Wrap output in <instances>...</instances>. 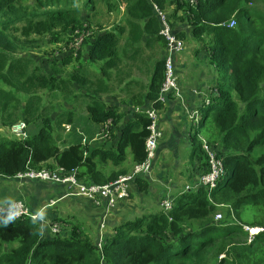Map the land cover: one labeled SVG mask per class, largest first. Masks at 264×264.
<instances>
[{"label":"trees","instance_id":"trees-1","mask_svg":"<svg viewBox=\"0 0 264 264\" xmlns=\"http://www.w3.org/2000/svg\"><path fill=\"white\" fill-rule=\"evenodd\" d=\"M153 3L167 13L178 38L189 41V34L178 27L184 23L194 40L209 44L205 48L216 69V90L197 111H203V116L191 141L195 144L208 124L211 136L205 141L223 161L225 175L211 192L199 188L177 194L167 213L161 207L122 221L101 249L81 224L59 216H51V221H64L70 227L57 235L30 218L12 220L6 226L0 223V264H264V230L249 241L243 229L264 228V0H0V129L10 130L19 121L26 123L27 131L29 126L39 127L24 140L0 132V180L14 181L17 174L30 170L63 168L75 170L82 183L106 184L128 173L127 166L110 170V165L123 164L127 148L133 164L145 159L146 115H139L142 121L137 129L136 125L126 127L119 135L115 115L95 102L87 106L92 122L108 124L114 118L108 129L111 144L92 148L70 139L65 148L55 132L69 122L67 111L64 117L60 112L57 120L52 119L53 100L46 115L39 111L46 92L52 99H63L60 107L64 101L69 103L74 91L66 81V69L71 62L82 64L86 54L89 64L102 62L104 71L110 70L117 65L120 49L141 48L143 34L149 36L150 44L162 41L167 53ZM120 5H126L125 24L106 29L104 9L119 14ZM172 5L176 8L171 12ZM84 29L90 34L84 36L79 50L69 48L76 32ZM124 32L126 40L120 48ZM48 45L52 48H45ZM42 48L48 55V70L24 55ZM164 72L165 58L156 65L151 100L158 97ZM191 157L200 162V176L209 172L202 143L193 147ZM134 182L146 192L151 181L139 176ZM17 200L31 213L37 212ZM249 210L253 219L244 222L242 214ZM219 211L225 220H215Z\"/></svg>","mask_w":264,"mask_h":264},{"label":"crops","instance_id":"crops-1","mask_svg":"<svg viewBox=\"0 0 264 264\" xmlns=\"http://www.w3.org/2000/svg\"><path fill=\"white\" fill-rule=\"evenodd\" d=\"M125 7L126 5H120L119 9L121 12L117 14V16H111L113 23L111 25L108 24L109 27H106V29H113L114 26L120 25V23H123L122 25L125 24L122 20ZM175 8L176 5H172L168 9L172 12ZM164 13L167 15L166 12ZM181 15L182 13H179V16ZM129 18L132 20V16H128V19ZM125 36L126 32L123 33V39L119 45L121 46L120 48L123 47L126 40ZM141 39V48L132 45L127 51L125 49H120L119 59L115 61L117 65L110 70L104 71V63L102 62L89 64L87 54L86 58L82 60V64L71 62L74 63V65L72 64L73 66L71 65L70 68L67 67L65 78L74 93L70 96L69 100L70 109L67 112L66 118L69 122L65 120L66 122H64V124L67 126H72L74 123L79 124V126H72L73 132L70 131V133L80 138L83 137L81 135L82 133L88 138L103 132L104 124H95L88 114L87 106L93 105L95 102L106 106L107 109L115 115L114 117L117 121L116 133L119 135L120 131L126 127L136 125L134 128L137 129V124L142 121L139 115L147 116V111L155 108L154 104L157 99L151 100L149 98V89L157 63L161 62L166 56V48L162 46V41H154L153 44L148 43L149 36H147V34H143ZM197 53L196 55L192 53L191 50L187 49L176 56L175 69L178 77L180 97L170 95L168 101L161 108H156L159 111L158 120L161 126L167 125L173 132L170 134V131L169 134L166 135V139L161 140V152L168 148H176L179 144L177 141H172L164 145V142L177 137L176 132L178 128L176 121L181 118L178 114L181 113L183 117L184 115H188V112H197L199 107L204 104L207 105L210 94L216 90V69L209 63L208 51L205 48L203 53L202 50ZM202 58H204V60ZM151 61H153V63H151ZM208 65L209 69L207 67ZM79 83L81 84L80 87H83L86 91L84 96L90 98L88 103H79V94L77 93L78 88H80L78 87ZM111 120L113 122L114 118H110L108 121ZM178 125L183 129V131H181L184 135L183 137L190 138L193 136L195 130L192 128V124L188 126V123L184 120L183 123ZM189 127L190 129L188 132ZM77 131H79V133H77ZM67 136L70 137L68 134ZM168 136H170V138L167 139ZM71 139H73V137ZM66 142V145H68V141ZM110 144L111 143L101 142L99 140L97 143L91 144L97 147H91L98 148L102 145L107 147ZM191 144H193L192 141L189 143L186 142L185 146H190ZM129 151L130 150L127 148V156L124 163L119 166L110 165V170H122L123 167L127 166V174H129L136 164H133ZM173 151L177 152L176 149ZM194 162L195 161L187 162L189 166H185L186 163L184 164L185 168H183V173L184 170H186L188 181L183 184H176L172 179H169L166 174L168 167L162 164L159 165L158 172H155V178H160L159 181L150 174L146 176L150 177L151 181L149 190L146 192L139 191L135 184L136 182H133L130 186V193H133V196H130L129 199L125 201H120L116 209L106 217V226L103 231L100 230V224L104 216L103 210L97 209L91 201L85 198L77 196L67 197L68 188L65 185H55L51 182L34 183L29 180L15 181V179L13 181L1 179V181L4 182L0 184V204L22 199L35 211L43 210L42 213L44 214L45 222L43 225L50 231L51 223H59L62 230L67 227L69 229L70 227V225L64 221H61V223L51 221V216H59V218L67 219L71 223L74 219H77V213H85L86 217L90 220V225L95 228L94 234L92 235L84 225L76 222L81 224L82 229L85 230L93 240L95 239L94 242L96 243L100 235H103L104 238H106L105 234H109L108 236H110L114 231L113 228L117 226L116 224L124 219L126 220L128 215H131L135 210L144 211V213H142L143 215L149 214L150 211L148 207L144 206V203H146L147 197L150 198V191L155 189L161 196L160 200H162V198L165 200L169 197V200L173 201L172 199L176 197L177 194L182 193L188 185H194L200 177L199 173H201V171L198 170V166L196 172H188L189 169L187 167L191 166L193 168ZM115 167H118V169ZM195 175L197 177H195ZM191 177H193L192 180ZM52 202H55V204L50 206ZM110 229L111 233L109 232Z\"/></svg>","mask_w":264,"mask_h":264},{"label":"built area","instance_id":"built-area-1","mask_svg":"<svg viewBox=\"0 0 264 264\" xmlns=\"http://www.w3.org/2000/svg\"><path fill=\"white\" fill-rule=\"evenodd\" d=\"M193 3V1H191ZM154 8L160 18L161 30L160 34L165 38L167 42V53L165 57V72L164 79L159 91L157 102L165 104L168 101L170 95H175L180 97L178 77L176 75L175 69V57L184 51V41L178 38L174 31L169 26L167 21V16L163 13L157 5ZM235 21L232 20L228 27H233ZM90 33L84 30H78L76 32L77 37L74 43L70 44L69 48L79 50L80 45L83 42V38ZM209 101H207V104ZM198 113V112H194ZM199 114V113H198ZM147 116L149 119L148 131L149 134L145 141V159L138 164H135L133 170L126 175L119 176L115 181L106 184H85L80 182L77 177L76 171L67 172L63 168H58L55 170H30L25 173H19L16 175V180H38L43 182H51L55 184L65 185L68 188L67 197L77 196L85 198L91 201L97 209H101L104 212L103 219L100 224V230H104L106 226V217H108L118 206L120 201H125L130 197V186L139 176H148L153 167L157 156L158 142L162 136L159 128L158 120V110L152 108L147 111ZM198 122V119L196 120ZM111 121L108 122V126ZM11 133L15 138L24 140L28 137L27 125L24 121H19L10 127ZM109 130L106 131V137H109ZM85 143V140H84ZM203 148L207 156V161L209 164V172L202 174L194 185H189L186 187L188 190H196L199 188H206L209 192L216 188L218 182L225 175V169L223 161L218 158L216 151L203 140ZM162 208L167 213L172 207L171 200H163ZM55 202L50 203V206L54 205ZM38 212H43L39 210ZM36 213H31L28 206L23 201H14L12 203L0 204V220L13 215V220L30 218L33 221H39L40 223H45L36 219ZM220 216V215H219ZM50 229L52 234H59L62 231V227L59 223H51ZM245 231L248 233L249 241H251L258 233L263 232L262 227H249L244 226ZM105 238L100 235V238L96 242L99 249L102 248Z\"/></svg>","mask_w":264,"mask_h":264},{"label":"rangeland","instance_id":"rangeland-1","mask_svg":"<svg viewBox=\"0 0 264 264\" xmlns=\"http://www.w3.org/2000/svg\"><path fill=\"white\" fill-rule=\"evenodd\" d=\"M100 6H99V8H100ZM102 14L104 15V18H103L104 22L106 24H110V25L113 23L111 16H117L116 12H112L111 14H109V13H107L105 11V9H104V12ZM178 27H183L182 28L183 31H186V29H187L186 32L188 34H190V35H188L190 37V39H188L189 41H185L184 40V44H185V47H184L185 49L184 50L189 49V50L192 51V53H194L196 55L198 54L197 52H200L201 50H202V53H203V51L205 49V46L209 45V44H206V42H203V41L200 42V41L194 40V38H192V32L190 31L191 28L190 27L188 28V26H186L184 23L183 24L179 23ZM209 41H210V38L207 39V42H209ZM45 48L50 49V48H52V45H48ZM45 48L34 49V50L32 49V50L28 51L27 53H24V55L25 54L29 55L36 62V64H38L39 66H41L45 70H48L47 69V66H48V62H47L48 61V55L44 52ZM85 53H86V50L84 51V54ZM202 59L204 60V58H202ZM151 63H153V61H151ZM72 64L74 65V63H71L70 65H68V67L70 68ZM204 65L206 66L205 63H204ZM207 67L209 69V65ZM65 77H66V75H65ZM85 92L86 91H85V89L83 87H80L77 90V93L79 94V103L80 104L88 103L89 100H90L89 97L84 96ZM44 98H45V99H43L44 107L39 111V113H43L44 115H46V113L48 111V107L50 106V104H48V103L51 100H53L51 102V104L54 103L53 105L56 107V109L51 115L52 119H56L57 120L60 117V116H58L60 112H62V116L64 117L66 111L68 112V110L70 109L69 103H66L65 101L63 102L62 106L60 107V103H62L61 101H63V99L61 97L59 99L58 98H55V99L53 98L52 99L50 97V94L46 92V94H44ZM199 112H200V115L198 113L194 114V112H192V113L188 112V115H184L183 117H182L181 113L178 114L179 116H181V118L176 121L177 128H178V130L176 132L177 137L164 142V145H165V143H169V142H172V141H177L179 144L177 145L176 148H168V149L164 150L163 152H161V147H162V141L161 140L162 139H166V135L169 134V132L171 130H170V128L167 125H164L162 127L161 123L159 121V128H160L162 136H161V138H160V140L158 142L157 156H156V160H155V165H154V167H153V169H152V171L150 173V175L152 177H154V178L156 177L155 172H158L160 164L168 167V171H166V174L168 175V178L172 179L174 182H176V184L177 183L183 184L184 182L188 181V178H187L188 174H186V170H184V173H183V168H185V166H189L187 162L195 161L193 168L191 166L187 167V168L189 169L188 172H192V173L196 172L197 166L199 165V161L197 160V158H192L191 157V152H192L193 147L195 145L198 146L201 143L200 139L201 140L202 139L205 140V138H207L206 136H208V137L211 136V132H207V128H208L209 125L208 124L204 125L205 130H203V133L201 135H199L200 139L198 138L199 140L197 139L195 144H191L190 146H185L186 142L189 143L191 141V137L190 138L183 137L184 135L181 132V131H183V129L178 124L183 123V121L185 120V122L188 123V126L192 124L191 125L192 128L198 129V128H196V125L198 124L196 120L198 119V121H199L200 116H201V118L203 116L202 115L203 111H199ZM158 114H159V111H158ZM61 120H62V118L60 119V121ZM83 121H87V120H83ZM74 125L75 126H79V124H77V123H74ZM74 125H72V126H74ZM110 125L108 126V124H104L103 132H100L101 134H99V135L87 138L81 133V135L83 137L80 138V137L76 136L75 134L73 135L72 133H70V131L73 132V127L71 125L67 126V125L64 124L57 130V132H55V136L58 137L60 135V137H61V146L65 147V148L67 147V145H66L67 142L66 141H69V139H71L72 137H73L74 140H76V141H78L80 143H83L85 145H89V147H91V146L92 147H97V146H93L91 144L97 143V141H99V140L101 142H108L109 143V141H110L109 137L110 136L106 137L105 134H106L107 129H109ZM38 128H39L38 125L29 126L28 127V131H27V133H28L27 135L29 136L30 134L31 135L36 134L39 131ZM189 129H190V127L188 128V132H189ZM0 132H3L5 134H7L9 137H13L14 136L11 133V130H9V128H6V127L1 128ZM77 133H79V131H77ZM172 133L173 132L171 131L170 134H172ZM181 133H182V135H181ZM67 134L70 135V137H68ZM168 138H170V136H168L167 139ZM84 140H85V143H84ZM105 140H107V141H105ZM175 149L177 150V152L173 151ZM158 152H159V155H158ZM156 161H157V163H156ZM184 164H185V166H184ZM115 168L118 169V167H115ZM199 174H201V173H199ZM195 177H197V176L195 175ZM155 179L158 180V181L160 180V178H155ZM16 181H19V180H16ZM3 182L4 181L0 180V184H2ZM182 187H184V186H182ZM185 190H187V189L185 188ZM149 194H150V198L147 197L146 203H144V206L148 207V210L150 211L149 214H151L152 212H154L157 209L158 210L162 209L161 207H162V204H164V201L160 200L161 196L155 189L153 191H150ZM166 200H169V197ZM14 201L15 200L10 201V202H6V203H12ZM6 203H2V204H6ZM249 212H251V211L249 210V211L244 212L242 214L241 219L244 222H249L250 220L253 219V216H252L253 214H251ZM142 213H144V211L135 210L131 215H128L126 220H129V219L133 220L135 218L142 217V216H144ZM149 214H147V215H149ZM219 215H217L215 217L216 221L225 220L226 216H225L223 211H219ZM76 218H77L76 220L74 219L75 222L77 221V222L81 223L82 225L85 226L86 229H88L91 232L92 235L94 234L95 228H93V226L90 225L91 224L90 220H89V218L86 217L85 213H77L76 214ZM124 220H122V221H124ZM122 221L118 222V224L121 223ZM234 222H236V219L234 220ZM118 224H116V225H118ZM111 227H109V228H111ZM256 227H258V226H256ZM243 229H244V227H243ZM244 230H246V229H244ZM109 232L111 233V229L109 230ZM105 235H106L105 237L107 238L109 234L108 235L105 234ZM104 243H103V245H104Z\"/></svg>","mask_w":264,"mask_h":264},{"label":"clouds","instance_id":"clouds-1","mask_svg":"<svg viewBox=\"0 0 264 264\" xmlns=\"http://www.w3.org/2000/svg\"><path fill=\"white\" fill-rule=\"evenodd\" d=\"M159 95V94H158ZM158 98V97H157ZM157 102V101H156ZM155 102V103H156ZM164 105V104H163ZM203 140L202 139V146H203ZM204 149V148H203ZM155 164V162H154ZM36 219L40 220V221H44V214L42 212H38L36 213ZM14 219V216L13 215H9L8 217L4 218L3 220H0V223H2L3 225H7L9 222H11L12 220ZM41 228H43V223L41 224ZM259 234V233H258Z\"/></svg>","mask_w":264,"mask_h":264}]
</instances>
